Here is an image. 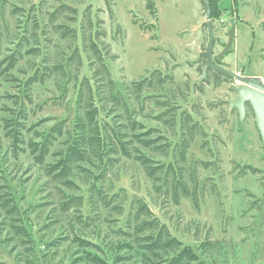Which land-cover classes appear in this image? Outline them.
Masks as SVG:
<instances>
[{"label":"rangeland","instance_id":"obj_1","mask_svg":"<svg viewBox=\"0 0 264 264\" xmlns=\"http://www.w3.org/2000/svg\"><path fill=\"white\" fill-rule=\"evenodd\" d=\"M149 1L150 9L146 0H0V187L5 183L9 187L6 191L15 197L32 241L24 245L32 248L28 256L31 264H89V258L105 264L139 263L135 254L118 249L127 241L113 233L124 225L128 203L122 217L100 210L94 214L91 228L79 230L69 219L56 217V203H49V186H43L46 179L28 148L30 140L39 143V136L54 125L65 123L67 131L74 122L73 83L50 74L41 81L37 77L38 81L27 87L37 70L48 74L44 69L60 64L73 48L81 51L80 41H62L53 29L59 25L78 29V24H70L73 15L56 14L62 5L77 10L78 22L86 8L102 22L100 28L106 35L103 41L119 57L110 64V70L121 92L122 86L154 70L172 76L173 84L153 94L161 96L156 100L167 103L169 118L174 112L186 111L202 126L206 136L195 137L188 161L213 162V168L197 171L199 180L207 179L197 210L188 200L182 199L175 206L169 196L156 195L141 167L118 155L106 188L126 194L128 200L137 197L146 202L153 215L203 264H264V148L253 114L246 107L241 121L236 109L229 108L227 101L235 98L239 83L224 76L216 79L213 71L201 79V53L207 43L201 0ZM219 7L226 10L214 23L213 60L221 63L223 55H228V70L258 77L264 83V0H220ZM227 50L230 53L226 54ZM82 59L79 77L89 76ZM204 79L206 82H202ZM158 113L151 106L134 119L157 130L154 134L164 136L165 143L174 144L178 128L174 134L169 126L156 121L153 116ZM121 114L108 108L102 116L120 124L124 122ZM64 138L54 142L47 163L55 159ZM152 157L155 161H172L171 156ZM213 183L217 196L209 193ZM82 193L86 199L85 188ZM82 214L91 216L86 200ZM2 221L0 212L2 261L27 264L23 247L7 241L10 237ZM82 241L89 245L81 246ZM216 241L220 243L217 251L201 252L204 242ZM119 257L124 260L119 261Z\"/></svg>","mask_w":264,"mask_h":264},{"label":"trees","instance_id":"obj_2","mask_svg":"<svg viewBox=\"0 0 264 264\" xmlns=\"http://www.w3.org/2000/svg\"><path fill=\"white\" fill-rule=\"evenodd\" d=\"M146 2L147 8L150 9V1ZM209 2L215 31L214 23L226 8L219 7L220 0ZM56 14L73 15L70 24L71 26L78 24V29L63 25L54 26L53 29L62 41L71 44L80 41L81 51L78 47L73 48L70 55L63 58L60 64L44 69L48 74L37 70L27 81V87L30 88L38 78L41 81L45 75L51 74L64 83H73L76 89L72 126H68L66 131L63 128L65 123L60 122L39 136L41 137L39 143L31 140L28 143L34 164L46 179L43 186H49V203L51 201L56 203L54 207L56 217L69 219L79 230H87L93 226L96 220L94 214L100 210L122 217L128 203L124 225L113 230L117 237L128 242H123L118 247L119 250H128V253L135 254L139 259L138 264H203L189 246H183L168 227L153 215L146 202L137 197L128 200L126 194L112 192L111 188L105 186L108 174L118 162V158L115 157L118 155L132 160L141 167L156 195L169 196L175 206H179L182 199L188 200L197 210L200 198L204 197L207 180L206 178L199 180L197 171L213 168L212 161L198 159L189 162L187 158L195 137L206 136L202 126L186 111L178 114L174 112L171 118L168 117L171 110L166 107L167 103L156 100L161 96L153 94L154 91L160 92L165 85L173 84L172 76L161 70H154L147 77L122 86V92L117 89L111 75L110 64L119 57L112 53L110 44L103 41L106 35L100 28L102 22L91 14L90 8L84 9L79 22L77 10L70 6H60ZM53 17H56L55 14ZM202 26L206 30V24L203 23ZM112 40L114 41V38ZM82 56L90 75L79 77L83 66ZM201 57L205 62L204 52L201 53ZM214 62L222 65L216 59ZM210 71L212 72V70L207 72ZM212 73L216 79L223 77L218 73ZM202 82H206V79ZM151 106L159 111L153 116L156 121L169 126L174 134L178 128V140L174 144L165 143L164 136L154 134L157 130L147 128L134 119ZM246 107H249L248 104ZM108 108L113 112H121L124 122L118 124L106 120L102 114ZM63 136L66 137L62 143L63 147L55 151V159L47 163L46 158L50 155L52 145L57 138ZM133 145L137 146L133 148ZM154 155L165 159L171 156L172 161L168 163L155 161L152 157ZM215 185L212 184L210 195L219 194ZM83 188L86 189V199L82 193ZM7 189L9 187L5 183L0 187V212L3 217L1 225L8 229L7 236L10 238H7V241L23 247L27 253L25 261L31 264L28 256L32 248L24 245L31 244L32 241L22 224L15 197L12 192L6 191ZM85 200L91 216L82 214ZM42 206L43 204L39 205ZM80 244L89 245L84 241ZM219 248L220 243L217 241L212 244L204 242L201 252L205 254ZM123 260L124 258L119 257V261ZM88 263L105 264L98 258H89ZM0 264H5L1 257Z\"/></svg>","mask_w":264,"mask_h":264},{"label":"water","instance_id":"obj_3","mask_svg":"<svg viewBox=\"0 0 264 264\" xmlns=\"http://www.w3.org/2000/svg\"><path fill=\"white\" fill-rule=\"evenodd\" d=\"M201 2L203 4L207 33V43L204 51L205 62L201 68V79L205 77L208 70H212L215 73L239 83V86L234 90L235 98L228 100L227 103L231 110L236 109L241 121L246 113V104H248L264 148V83L258 77L242 76L241 73L231 72L226 67L214 62L212 57L214 48V31L213 22L211 20L210 2L209 0H201Z\"/></svg>","mask_w":264,"mask_h":264},{"label":"crops","instance_id":"obj_4","mask_svg":"<svg viewBox=\"0 0 264 264\" xmlns=\"http://www.w3.org/2000/svg\"><path fill=\"white\" fill-rule=\"evenodd\" d=\"M202 23V22H201ZM200 23V25H202ZM223 46H224V43H223ZM226 52V54H228V53H230V50H227V51H225ZM224 56V59H222V61H221V63H222V66H224V67H226V68H229L228 66H229V60H228V55H223ZM235 73L237 72V71H234ZM247 76H249V75H247Z\"/></svg>","mask_w":264,"mask_h":264},{"label":"built area","instance_id":"obj_5","mask_svg":"<svg viewBox=\"0 0 264 264\" xmlns=\"http://www.w3.org/2000/svg\"><path fill=\"white\" fill-rule=\"evenodd\" d=\"M223 20H221V22H222Z\"/></svg>","mask_w":264,"mask_h":264}]
</instances>
